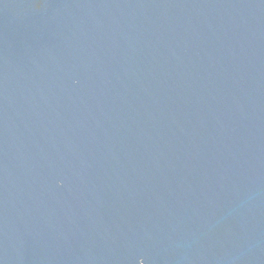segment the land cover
I'll return each instance as SVG.
<instances>
[{"label":"water","instance_id":"obj_1","mask_svg":"<svg viewBox=\"0 0 264 264\" xmlns=\"http://www.w3.org/2000/svg\"><path fill=\"white\" fill-rule=\"evenodd\" d=\"M0 264H264V0H0Z\"/></svg>","mask_w":264,"mask_h":264}]
</instances>
